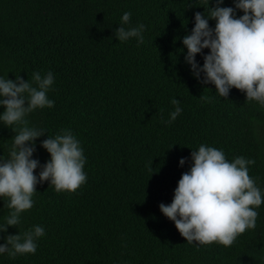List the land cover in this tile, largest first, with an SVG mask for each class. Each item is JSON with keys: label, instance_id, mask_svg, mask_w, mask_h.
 Wrapping results in <instances>:
<instances>
[{"label": "trees", "instance_id": "16d2710c", "mask_svg": "<svg viewBox=\"0 0 264 264\" xmlns=\"http://www.w3.org/2000/svg\"><path fill=\"white\" fill-rule=\"evenodd\" d=\"M206 4L0 0V77L15 81L20 75L27 82L34 72L54 75L47 93L54 107L26 117L46 133L36 140L32 158L45 165L50 154L40 146L43 140L67 129L83 149L87 175L74 193L37 184L33 207L21 214L17 228L0 233V245L5 236L36 225L45 235L35 254H0V264H264V203L256 209L255 229L229 247L188 243L159 208L172 203L193 164L191 152L202 144L222 150L229 162L255 160L249 175L264 195V106L246 102V93L235 88L222 98L185 62L183 38ZM125 12L131 13L125 28L145 25L142 44L116 39ZM215 23L209 20V27ZM209 53L197 54L200 67ZM174 98L182 112L167 123ZM13 135L0 123V156L7 155ZM6 203L0 199V222L9 213Z\"/></svg>", "mask_w": 264, "mask_h": 264}, {"label": "clouds", "instance_id": "9594fccd", "mask_svg": "<svg viewBox=\"0 0 264 264\" xmlns=\"http://www.w3.org/2000/svg\"><path fill=\"white\" fill-rule=\"evenodd\" d=\"M207 0L204 13L195 14V26L190 35L183 38L187 49L185 62L191 66L197 80L203 74L204 84H213L222 98L235 88L246 93V102L256 101L264 106V0H234L235 7H222L224 0ZM243 13L237 18L236 11ZM207 13V14H206ZM131 13L125 12L121 25L115 31L119 42L135 38L144 42L145 25L125 28ZM214 20L215 28L209 27ZM204 49L210 53L203 57V67L196 61ZM54 83V75L43 77L39 72L25 82L16 76L15 81L0 77V123L13 133L7 155L0 156V199L7 201V216L0 222V233L20 224L21 214L30 210L37 184L50 182L56 192H76L87 181L84 172L86 159L83 149L70 130L63 129L55 137L47 135L40 145L50 154V160L40 166L33 159L36 140L46 133L30 126L26 117L37 109L52 108L54 101L47 96ZM202 99H208L203 97ZM167 123L181 114L178 99ZM193 164L190 171L182 174L170 205L160 204L162 214L174 222L180 235L188 242L201 245L217 243L231 246L246 230L255 229L258 209L264 203V195L256 181L249 175V166L255 160L243 156L231 162L225 153L215 147L200 145L191 152ZM185 159L179 164L183 166ZM152 167V165H151ZM40 168L39 176L35 175ZM45 235V229L36 225L16 235L4 237L0 254L9 257L35 254L36 241Z\"/></svg>", "mask_w": 264, "mask_h": 264}]
</instances>
